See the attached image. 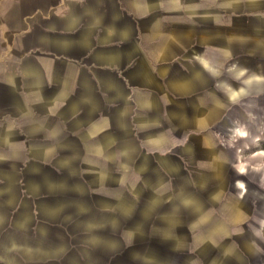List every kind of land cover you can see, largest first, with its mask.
<instances>
[{
	"label": "crops",
	"instance_id": "crops-1",
	"mask_svg": "<svg viewBox=\"0 0 264 264\" xmlns=\"http://www.w3.org/2000/svg\"><path fill=\"white\" fill-rule=\"evenodd\" d=\"M261 142L264 0H0V264H264Z\"/></svg>",
	"mask_w": 264,
	"mask_h": 264
},
{
	"label": "rangeland",
	"instance_id": "rangeland-1",
	"mask_svg": "<svg viewBox=\"0 0 264 264\" xmlns=\"http://www.w3.org/2000/svg\"><path fill=\"white\" fill-rule=\"evenodd\" d=\"M257 151L264 152V142L259 143L256 147L250 149L248 152L241 154L242 155L241 159L242 160L244 159L243 161H246L247 159L249 160V158L252 156V154L254 152H257ZM262 156H264V155H262ZM262 160H264V159H262ZM254 161H255V163H257L256 158L254 159Z\"/></svg>",
	"mask_w": 264,
	"mask_h": 264
}]
</instances>
